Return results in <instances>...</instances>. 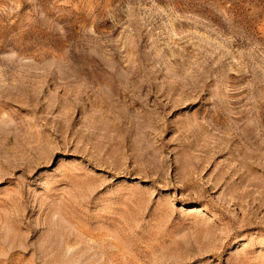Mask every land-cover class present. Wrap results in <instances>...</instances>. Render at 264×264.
<instances>
[{
	"label": "rangeland",
	"instance_id": "rangeland-1",
	"mask_svg": "<svg viewBox=\"0 0 264 264\" xmlns=\"http://www.w3.org/2000/svg\"><path fill=\"white\" fill-rule=\"evenodd\" d=\"M0 264H264V0H0Z\"/></svg>",
	"mask_w": 264,
	"mask_h": 264
}]
</instances>
